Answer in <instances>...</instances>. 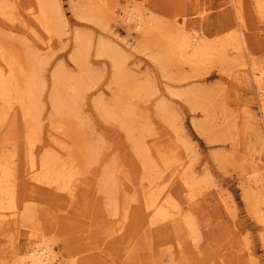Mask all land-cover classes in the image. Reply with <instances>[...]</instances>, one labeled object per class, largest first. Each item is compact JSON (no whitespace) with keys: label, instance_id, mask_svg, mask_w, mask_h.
I'll return each instance as SVG.
<instances>
[{"label":"rangeland","instance_id":"1","mask_svg":"<svg viewBox=\"0 0 264 264\" xmlns=\"http://www.w3.org/2000/svg\"><path fill=\"white\" fill-rule=\"evenodd\" d=\"M94 1L114 9L118 17H109L97 26L77 19L74 13L76 8H86L89 0H59L65 20L63 33L51 42L50 52L39 50L42 58L39 71L45 82L42 117L46 119L50 111L47 96L51 71L62 63L67 74H77L69 58L73 50L72 35L75 31L87 33L93 46L86 62L93 78L92 87L83 92L79 104L78 124L83 140L95 154L96 163L78 179L95 188L102 182L100 174L103 172V178L104 172L110 171V179L118 190L124 186L133 189L130 196L134 203L130 202V209L139 205L140 184L145 183V179L154 181L153 199H162L169 215L177 208L184 209L185 219L193 226L191 233L197 238V248L178 254V239L172 233L157 235L150 231L154 227L149 228L139 221V224L134 223L140 218L137 212L133 214L134 210L131 216L122 218L111 207V198L103 195L100 203L95 202L93 215L88 214V209L93 207L94 201L85 207L88 215L79 210L83 215L81 221L90 226L75 228L63 218L57 225L44 224L45 231L38 233L22 228L18 233L19 249L37 247L44 235L48 246L57 254L55 261L68 264L73 250L65 247L67 242L77 238L88 242L96 238L91 226L93 216L101 227H110L111 232L107 231L113 234L98 231L106 236L104 242L99 243V249L93 251L98 264H154L155 261L162 264H264V148L258 140L259 137L264 139L259 105H264V19L258 23L254 15L257 7L264 8V0ZM28 5L35 8L33 0H0V10L4 9L13 19L0 26V36L18 44L25 53L31 50L32 39L26 29L20 27V21L33 27L27 16ZM128 7L156 16L175 33H196L207 41L219 39L221 44H228L226 38L236 31L238 49L229 52L227 61L213 60L204 66L174 61L164 55L157 42L147 48L140 47L134 24L119 21ZM220 18L234 26L219 30L207 28ZM99 38L123 56L124 67L134 79V82L124 81L123 96L126 98L133 86H146L129 104L138 116L134 123L138 131L136 137H140L141 142H150L155 151L162 153L160 158L154 154L146 172L134 156L124 132L116 124L105 122L94 108L98 98L112 106L114 96L112 85L109 87L110 62L94 55V45ZM255 78L261 81L263 91L252 83ZM260 92L263 96L258 98ZM8 123L0 129L3 151L11 150L2 144ZM44 124L42 142H51L47 121ZM17 132L19 137L20 130ZM40 146L34 147L33 154L38 153ZM17 154L22 156L21 146ZM21 169L19 166V171ZM179 171L198 184L197 205L191 209L185 204L179 184L170 177ZM253 181L259 187H250ZM249 191L258 193L261 198L253 213L248 211L243 199ZM108 220L118 222L111 225ZM32 236L36 237L35 241ZM119 241H123V245H116ZM170 253L175 256L172 263ZM153 258L156 260L152 261Z\"/></svg>","mask_w":264,"mask_h":264},{"label":"bare ground","instance_id":"2","mask_svg":"<svg viewBox=\"0 0 264 264\" xmlns=\"http://www.w3.org/2000/svg\"><path fill=\"white\" fill-rule=\"evenodd\" d=\"M33 2L35 8L28 5L27 9L29 12L27 16L33 27L20 21V27H24L32 39L31 50L25 53L22 48L17 47L18 44L0 36V129L9 122L6 138L2 140V144L11 148L10 151L0 149V264L57 263L55 261L57 254L48 246L44 235L40 237V245L37 246L41 248L19 249L20 230L30 229L32 233H38L45 231V228H42L44 224L57 225L63 218L71 222L75 228L90 226L81 221L83 215L79 213V210L82 209L84 214H87L85 207L94 201L93 207L88 209L90 212L88 214L93 215V211L96 212L95 202L100 203L104 196L111 198V207L115 213L121 214L122 218L131 216L134 210L133 214L137 212V216L140 217L136 218L134 223L139 221L142 225L147 224L149 228L154 227L150 231L157 235L163 232L172 233L178 239V254L197 248V238L191 233L193 226L185 219L184 209L177 208L172 215H169L165 210L164 201L153 199L154 181L145 179L146 182L140 184L139 205L132 206L130 209V202L134 203L130 196L133 189L124 186L118 190L110 179V171H105L103 178V172L100 174L102 182H99L95 188L78 179L89 172L96 163L95 154L83 140L78 124L79 104L83 92L92 87L93 76L91 78L92 73L86 61L93 42L87 33L78 31L73 33V50L69 58L77 74H67L62 63L55 65L50 74L47 96L50 111L48 117L43 118L44 105L41 103V97L45 82L39 71L42 62L39 52L51 51V42L63 33L65 20L59 0H33ZM74 11L77 19L97 26H101L109 17H118L114 9L106 8L105 5L94 0H89L86 8L80 7ZM254 15L258 23H262L264 8L257 7ZM222 19L220 18L221 21L207 28L219 30L226 26H234L228 20ZM10 21H13L12 16L4 9L0 10V26ZM119 21L134 24L133 29L139 33L140 47L147 48L157 42L161 44L164 55L167 54L174 61L184 64L204 66L213 60L227 61L229 52L238 49L239 35L236 31L226 38L228 44H221L219 39L207 41L196 33H175L172 27L165 26L156 16L143 13L135 7L126 8L123 16L119 17ZM38 41L39 44H37ZM52 55L53 53L48 60ZM94 55L95 58H105L110 62L112 70L109 87L112 85L113 89L111 87L110 89L114 94L112 106L98 98L94 102V108L105 122L116 124L124 132L134 156L146 172L150 169L154 154L157 153L160 158L162 153L155 151V146H150V142H141L140 137H136L135 133L138 131H135L134 123L137 122L138 116L129 106L131 99L138 98V91L144 90L146 86L135 84L136 86H133L131 93H128L125 98L123 83L125 80L134 82V79L124 67L123 56L115 47L100 38L95 42ZM46 63L47 60L44 65ZM252 83L263 91L258 78L253 79ZM257 96L262 97L263 93L260 92ZM259 105L264 120V105L260 103ZM45 121L48 124L47 132L52 138L51 142H42ZM18 130H20L19 137H17ZM55 136L62 140L58 141ZM258 140L264 148V139L259 137ZM36 145L41 146L38 153L33 154ZM20 146L22 156L17 154ZM19 166H22L20 171ZM170 177L179 184L188 208L196 206L198 184L187 178L183 171L172 173ZM249 186L259 187L256 181L249 183ZM243 199L248 211L253 213L257 200L261 198L258 193L249 191ZM118 203L122 206L117 207ZM139 210L141 212H138ZM64 212L65 217L62 216ZM151 213L153 214L150 216ZM91 218L92 230L96 231L93 235L96 238L88 242L85 238L67 242L65 247L73 250V253L71 260L66 263L98 264L93 258L96 257L93 251L99 249V243L106 239L104 233L111 232V229L101 227L93 216ZM108 222L115 225L118 221L108 220ZM98 231H104V233ZM35 238L32 236L34 241ZM123 243L119 241L116 245H123ZM171 254L170 263L175 258ZM80 255L83 257L79 258ZM184 257L182 255V258ZM155 260L156 258L152 259V261ZM101 261L104 263V260ZM154 264H162V261H155Z\"/></svg>","mask_w":264,"mask_h":264}]
</instances>
